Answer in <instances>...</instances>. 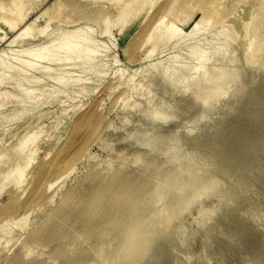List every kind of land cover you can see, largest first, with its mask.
Masks as SVG:
<instances>
[{"label": "rangeland", "instance_id": "rangeland-1", "mask_svg": "<svg viewBox=\"0 0 264 264\" xmlns=\"http://www.w3.org/2000/svg\"><path fill=\"white\" fill-rule=\"evenodd\" d=\"M120 1L20 0L9 5L0 0V52L7 49L0 74L11 76L1 88L7 99L0 108V264H118L119 244L113 237L120 238L131 208L118 207L119 197L127 192L133 203L145 204L153 199L147 198L150 192L166 186L170 191L161 202L185 204L166 215L160 203L152 233L134 239L138 251L124 264H153L157 258L165 264L169 252L185 256L184 242L196 243L189 247L199 264L201 252L217 251L212 244L226 242L221 237L230 240L229 246L238 238L239 247L234 242L229 251L219 247L232 251L227 253L231 258L247 246L253 250L250 256H257L255 264H264V50L250 54L246 37L257 25L253 33L260 26L264 36V0H140L117 17ZM168 7L172 12L165 17ZM161 17L162 24L150 34ZM22 18L19 29L30 26V41L8 47L17 30L10 32L7 23ZM130 19L135 20L121 33ZM166 30H176L177 39ZM67 32L76 44L86 38L94 52L90 63L68 72L73 80L85 76V85L60 88L48 97L53 78L66 76L63 69L50 68L45 76L31 70L27 77L39 79L42 89L18 97L32 85H18L25 73L10 67L19 65L27 51L34 57L41 46L51 49ZM175 58L181 68L166 71ZM238 147H244L243 155ZM247 147L250 155L255 151L252 156ZM183 179L185 184L179 183ZM136 211L137 218L146 217L142 208ZM214 216L231 220L236 231L247 230L236 238L238 231L230 229L232 238L219 232V242L213 234V242L207 225L218 220ZM203 225L199 231L210 240L196 230ZM171 242L177 252L168 250ZM171 256L166 263L177 261ZM189 259L182 264H190Z\"/></svg>", "mask_w": 264, "mask_h": 264}, {"label": "bare ground", "instance_id": "bare-ground-1", "mask_svg": "<svg viewBox=\"0 0 264 264\" xmlns=\"http://www.w3.org/2000/svg\"><path fill=\"white\" fill-rule=\"evenodd\" d=\"M8 1V3H9V5H11V4H17V2H19L20 0H7ZM115 3L116 2H118V1H120V0H113ZM4 2V1H3ZM138 2H140V0H121L120 1V4H118V13H117V17H119L120 15H123V14H128V12H129V10H131L132 9V7H133V5L135 4V3H138ZM4 4H0V11L2 12V10H4V6H3ZM254 6H256L255 4H254ZM253 6V7H254ZM170 7V6H169ZM168 7V9H167V11H166V13H165V17L166 16H168V15H170L171 14V12H172V7L171 8H169ZM253 9H255V8H253ZM251 10H252V8L250 9V13L247 15L248 17L250 16V14H251ZM21 15V14H20ZM163 16V17H164ZM19 17V16H18ZM162 19H164V18H160V19H158L156 22H154L153 24H152V26H151V28H150V31H149V33L151 34V32H155L157 29H158V27L160 26V24H162V22H163V20ZM135 19H130V21H128V23L126 24V26L124 27V28H122L121 30H120V32L121 33H123L124 32V30H126V28L130 25V24H132L133 23V21H134ZM262 20V19H261ZM3 21H6V20H3ZM8 21V20H7ZM22 22H24V19L22 18V19H20V21L19 22H12V20L11 21H8V23H7V27H8V30L10 31V32H14L15 30H17V32L14 34V36L12 37V39L11 40H7V45H8V47H10V46H13V45H15V44H21V43H27V42H29L30 41V38H28V37H30V36H28L29 34H28V32L30 31V26L28 25V26H26V27H22V28H20L19 29V26H21V24L19 25L18 23H22ZM107 22V21H106ZM259 22H261L260 20H258V23ZM19 25V26H18ZM259 25H260V23H259ZM264 25V24H263ZM24 26V25H23ZM258 26V25H257ZM257 26H255L254 28H252L251 30H252V33L254 32V30H255V28H257ZM18 27V28H17ZM260 27V26H259ZM259 27H258V30H259ZM261 28H262V23H261ZM260 28V29H261ZM263 28H264V26H263ZM254 29V30H253ZM257 29H256V32L255 33H251V31H250V33L252 34H249V35H246V37L249 39V41H250V43L252 44L251 45V47H250V50H249V52H250V54H252V53H255V52H261L262 50H264V36H263V34H260L261 32H262V30H260V31H258ZM170 31V30H169ZM172 32V33H171ZM194 32V31H193ZM68 33V32H67ZM166 35H168L169 37H170V39H173V40H176L177 39V31L176 30H171L170 32H168V30H166ZM164 33V34H165ZM150 34H148L147 36V40H146V42H148V41H150V39H151V36H150ZM193 34H195V33H193ZM248 34V33H247ZM166 35H164L165 37H166ZM251 35V36H250ZM65 36L67 37L66 39H64L63 41H61L60 43H57V44H54V45H49L50 47H52L51 49H47V48H44V46H41L40 48H39V52L36 50V54H37V52H38V54L36 55V56H34V57H32V55L34 54V53H32V51L30 50V51H27V52H25V54H24V57H23V59H15V60H18L17 62H18V64L19 65H17V66H12V67H10V69H12V70H14L15 72H17V71H21V72H23V73H25V75L23 74V75H21V78L19 79V83H18V85H20L21 84V82H26V83H28V84H31L32 86L31 87H25L22 91H21V93H19V95L20 96H18V97H28V96H30V95H32L33 94V92L34 91H37V90H41L42 88H41V86H42V82L41 81H39V79H36V80H34V81H31L28 77H27V72L28 71H31V70H37V71H39V73H41V74H43L44 76L45 75H48V73H50L51 72V70L52 69H54V68H62L63 69V72H64V74H66V76H64V77H61V78H59L58 80H57V78H53V80H54V86L51 88V90H50V92L48 93V97H55L56 95H58L60 92L57 90V89H64V88H67L68 86H70V85H85V83L87 82V80H86V77L85 76H80L78 79H70V76L68 75V72L69 71H71L72 69H70V68H72L73 67V70H74V68L76 67V66H78V65H80V64H88V63H90L92 60H93V56H94V52H92L89 48H87V45H86V43H87V39L86 38H82L81 39V41H79L80 42V44H76V43H74L73 41H72V38H74V36H72V33H68L67 35L65 34ZM259 37H260V39H259ZM3 38V37H2ZM4 38H5V36H4ZM76 38V37H75ZM5 40V39H4ZM0 41H2V40H0ZM50 40H47V41H45L44 43L46 44H49V43H51V41H52V39H51V41L49 42ZM54 42V41H53ZM89 43V42H88ZM51 44H53V43H51ZM144 44V43H143ZM46 47H47V45H46ZM44 48V49H43ZM46 49V52L44 51ZM252 49V50H251ZM7 50V49H6ZM6 50L4 51L3 50V52H0V68L2 69L3 68V65H4V63L3 62H5L4 61V53L6 52ZM49 50V51H48ZM48 51V52H47ZM154 51V50H153ZM48 53H52V54H48ZM5 54H7V53H5ZM150 55H152V48L149 50V51H147V54H146V58H149L150 57ZM253 56V55H252ZM15 58V57H14ZM251 58V57H250ZM176 60H174L173 59V62H171V64H172V66L171 67H168V68H166V71H168V70H170L171 72L172 71H176L177 69H179V68H181V66H182V64H181V62L179 61V60H177V58H175ZM53 64V66L54 67H48V66H46V64ZM63 66V67H62ZM48 67V68H47ZM50 68H52V69H50ZM50 70V71H47V70ZM55 70V69H54ZM167 73V72H166ZM165 73V74H166ZM174 74V73H173ZM20 75V74H19ZM150 75V74H149ZM151 77V76H150ZM10 78H11V76H2V73L0 74V108H3V105H5L4 104V100H5V98L7 99V92L6 91H3L2 89L6 86V83L10 80ZM50 78V77H49ZM4 81H7V82H4ZM10 85V84H9ZM8 85V86H9ZM4 86V87H3ZM3 87V88H2ZM2 88V89H1ZM69 88V87H68ZM62 93V92H61ZM9 96V95H8ZM17 97V96H16ZM22 99V98H21ZM36 100V99H35ZM31 101V100H30ZM40 103H38V104H36V108L38 107L37 105H39ZM43 104L41 103V106H42ZM23 106V105H22ZM25 106V105H24ZM40 106V105H39ZM25 108V107H24ZM39 108V107H38ZM23 110V109H22ZM156 115V114H155ZM151 120H154V119H151ZM254 134V133H253ZM256 135H257V133H256ZM250 136V135H249ZM248 136V137H249ZM254 136V135H253ZM252 135H251V137H253ZM250 137V138H251ZM257 137V136H256ZM260 137V136H259ZM249 138V139H250ZM246 139H248V138H246ZM245 139V141H247ZM256 139V138H255ZM251 140H252V138H251ZM250 140V141H251ZM244 141V140H243ZM249 142V141H248ZM242 144H243V142H241ZM22 144H23V141H20V144L17 146V148L18 147H21L22 146ZM250 144V143H249ZM244 145H246V144H244ZM243 145V146H244ZM242 146V145H241ZM248 146V145H247ZM252 146V145H251ZM250 146V147H251ZM240 147V146H239ZM239 147H238V149H239ZM245 147V146H244ZM244 147L242 148H240V149H242L241 151H243V152H241V154L243 155V153H244V151L245 150H243L244 149ZM246 148V147H245ZM248 149V153H249V147H247ZM239 149V150H240ZM250 149H252V148H250ZM257 151V150H256ZM252 152H253V150H252ZM238 153H240V151H238ZM247 153V154H248ZM251 153V152H250ZM250 153L248 154V155H250ZM255 153V151L253 152V154ZM206 154V153H205ZM246 154V155H247ZM252 154V155H253ZM257 154H258V152H257ZM240 155V154H239ZM252 155H250V156H252ZM264 156V155H263ZM254 158H255V155H254ZM32 158H29L28 160H27V162L25 163V168L28 166V164H29V162H30V160H31ZM211 159V158H210ZM214 159V158H213ZM253 159V158H252ZM251 159V160H252ZM257 159H258V157H257ZM137 160V159H136ZM140 160V159H139ZM135 161V160H134ZM212 161V160H211ZM254 161V160H253ZM262 163V162H261ZM249 164V163H248ZM133 165H135V164H133ZM43 167V166H42ZM42 167H40V168H42ZM250 168V167H249ZM44 169V168H43ZM14 172V168L13 169H11L8 173H7V175L5 176V181L6 180H9L10 178H12V175L14 174L13 173ZM39 173H40V171H39ZM41 173L43 174V171L41 170ZM187 180L185 179H183V181H179V183H181V182H183L184 184H185V182H186ZM183 187H184V185H181V186H179V187H177V188H175L176 190V192H179V190L180 189H183ZM254 188V187H253ZM244 189V188H243ZM162 190H164V191H161V190H156V191H152L153 193H151L150 192V194H148L147 195V198H149V197H151L152 196V201L150 200L149 202H146L145 204H142V203H137L134 199V203H133V201H132V197H131V200H130V194H128L127 192H123L122 193V195L119 197L120 199V205L118 206V207H123L124 205H129L131 208H130V210H127V214L128 215H126L124 218H125V221H126V225L125 226H122V232H124V234L121 232V233H119V235H121L120 236V238H118V237H113V241H116L117 242V244H119L118 245V249H119V255H118V264H124V261H125V259H127L128 257L130 258V257H132V255H135L136 254V251H138L137 249L138 248H136L137 246H135V244H133V241H134V239H138V236L140 237V239H143L144 237H147L149 234H151L152 233V230H153V225H156L155 223L157 222H154L155 220H156V213H158V211L157 210H159V209H157L156 210V208L158 207V208H161L162 206H160L159 204L161 203H163V202H161L162 200H164L162 197H165L166 195H167V191H170V188L168 187V186H166V188H164V189H162ZM248 190H250V189H248ZM125 191V190H124ZM246 191V190H245ZM245 191H243V193L245 192ZM140 192H142V191H140ZM232 192H233V189H232ZM231 193V192H230ZM138 195H139V193H137ZM155 194V195H154ZM144 195H146L145 193H144ZM157 195V196H156ZM160 195V196H159ZM228 194H226V196H227ZM94 196V195H93ZM136 196V195H135ZM140 196V195H139ZM159 196V197H158ZM225 196V197H226ZM234 196V195H233ZM236 196V195H235ZM137 197V196H136ZM156 197V198H155ZM160 199V197H161V199L160 200H158V198ZM192 197H194V196H192ZM223 197H224V195H223ZM234 198V197H233ZM155 199H157L156 200V202H155ZM226 199H228V198H226ZM231 200V198H229V201ZM234 200H236V199H234ZM226 201V200H225ZM228 201V202H229ZM233 201V200H232ZM232 201H230V203H232ZM159 202V203H158ZM223 202V201H222ZM234 202V201H233ZM183 204H185V201H180L179 203H174L173 205H171V204H167V203H165L164 202V204H162V205H164V207H165V209L163 210H161L160 209V211H162V212H160V213H164V214H166V215H168V213L172 210V209H175V208H180ZM224 204H226V203H224ZM157 205V206H156ZM159 205V206H158ZM224 206V205H223ZM222 206V207H223ZM226 206H227V204H226ZM221 207V208H222ZM139 209V208H142V210L143 211H145L146 212V214H145V218L144 219H140V218H137L136 217V215H137V211H136V209ZM215 208V207H214ZM209 209V208H208ZM215 209H217V208H215ZM219 209V208H218ZM223 209V208H222ZM221 209V210H222ZM220 210V211H221ZM157 211V212H156ZM206 212V211H205ZM208 212H209V210H208ZM208 212H207V215H209L208 214ZM211 212V211H210ZM222 212V211H221ZM220 212V214L218 213H216V211L215 212H213L214 213V215H220V217H221V219L224 217H222V214L223 213H221ZM213 213L210 215V216H212L213 215ZM216 213V214H215ZM159 214V213H158ZM203 215V214H202ZM204 215H206V214H204ZM143 217V216H142ZM141 217V218H142ZM215 217V216H214ZM217 217H218V220H219V216H216L215 218L217 219ZM201 218V217H200ZM209 218H211V220H212V217H207V219H209ZM214 218V219H215ZM204 219V218H203ZM206 219V220H207ZM220 219V220H221ZM206 220H204V221H206ZM216 221V220H213L212 221V223L213 224H211V225H207V230L210 232V233H212V235L209 233V232H207V233H209V236L210 237H212V241L214 242V238L215 237H221L220 235H222V236H226V234H228V236H231L230 234H231V231L233 230V231H235V232H237L238 231V233L236 234V233H234V235H235V238L239 235V233H240V231L241 230H243L242 228H241V226H240V228H241V230L239 231V230H237L236 231V229H235V226H233L234 225V223H232V226H231V224L229 223V222H231V220H226L225 218H224V220L223 221ZM226 220V221H225ZM209 221L210 220H208V222L207 223H209ZM201 224H202V221L200 222ZM253 223V222H252ZM252 223H250L249 225H251ZM204 224V223H203ZM210 224V223H209ZM254 225H255V223H254ZM200 226H202V225H200ZM204 227L203 228H200V229H197L199 226H197V228H196V230H201V229H205L206 228V226L205 225H203ZM234 227V228H233ZM236 227H238V226H236ZM254 227V226H253ZM257 227V225H255V228ZM249 228H250V226H249ZM230 229H232V230H230ZM235 229V230H234ZM251 229V228H250ZM203 230H202V232L201 231H199L200 233H203ZM230 230V232H228ZM247 230V229H246ZM246 230H243V231H246ZM223 231V232H222ZM224 231H225V233H224ZM226 231H227V233H226ZM232 231V232H233ZM243 231H242V233H243ZM249 231V230H248ZM252 231V230H251ZM205 232V231H204ZM219 232H221L220 233V235H219ZM216 233L218 234L217 236H216ZM140 234H143V235H140ZM203 234H205V233H203ZM203 234H201V235H203ZM213 234H214V236H213ZM206 235V234H205ZM205 235L203 236L204 237V240L206 241V237H208V235H206V237H205ZM241 235V234H240ZM244 235V233L240 236V237H244L243 236ZM255 235V234H254ZM258 235V234H257ZM256 235V236H257ZM228 236H227V238H228ZM246 236H247V234H246ZM248 236H249V234H248ZM180 237V236H179ZM214 237V238H213ZM219 237L217 238V242H219V240H221V238L222 239H225L226 240V242L225 241H221V244L219 245L218 243H216V244H212V242H211V244H212V248H213V246H221V248H223L224 250L226 249V247H229V248H227L226 249V251H229L230 250V247L232 248V242H234V241H231V244H230V246H229V242H230V240H228V239H226V237L225 238H223V237H221L220 239H219ZM239 237V238H240ZM177 238V237H176ZM188 238H190V237H188ZM187 238V239H188ZM191 238H193V237H191ZM209 238V237H208ZM230 238H232V236L230 237ZM234 238V237H233ZM247 238V237H246ZM179 239H181V238H179ZM201 239H202V237H201ZM201 239L199 240L200 242H201ZM238 239V238H237ZM236 239V240H237ZM241 239V238H240ZM256 239V238H255ZM182 240H184V239H182ZM209 240H210V238H209ZM215 240H216V238H215ZM227 240L229 241L228 243H227ZM234 240V239H233ZM235 240V242H234V244H236V241ZM247 240V239H246ZM245 240V241H246ZM171 241V240H170ZM174 241H175V239H174ZM189 241V240H188ZM204 241V242H205ZM207 241H208V239H207ZM206 241V242H207ZM251 241V240H250ZM258 241V240H257ZM178 242V241H177ZM176 242V243H177ZM180 243H181V241H179ZM225 243V245H224V243ZM242 242V239L241 240H239V244ZM256 242V241H255ZM102 243V242H101ZM101 243H99V246L101 245ZM172 243V242H171ZM179 243V244H180ZM187 242H184L183 244H184V250L183 251H185L184 252V254H185V256L184 255H182V253L180 254L179 252H177V249L175 250L174 249V245H173V243H172V245L171 246H173V247H167L168 248V250H170L171 248L172 249H174V251H176L180 256L178 257H176V256H174L173 254H175V252L173 253L172 252V255L175 257L174 259H177V261H174V262H170V263H175V264H177L178 262L180 263V260H179V258H181V255L183 256L182 257V260H183V258H186L187 257V261H188V259L190 258V259H194L195 257H194V253H192V249L189 247L190 245H192V244H194V242H192V244H190V245H187L186 244ZM189 243V242H188ZM198 243V242H197ZM201 243H203V241L201 242ZM201 243H200V245H201ZM209 243H210V241H209ZM228 244V246H227V244ZM167 244H168V242H167ZM175 244V243H174ZM179 244L178 245H176V247L177 246H179ZM196 244V243H195ZM195 244H194V246H195ZM207 244H208V242L205 244L206 246H207ZM243 244V243H242ZM256 244L257 245H260V243H258V242H256ZM161 246L162 245H165V244H160ZM159 245V246H160ZM169 245V244H168ZM187 245V246H186ZM205 245H203V248L204 249H206L205 247ZM180 246H182V244H180ZM202 246V245H201ZM200 246V247H201ZM205 246V247H204ZM237 246V244L235 245V246H233L234 248ZM240 245H238L237 247H239ZM253 246V245H252ZM183 247H181L182 249H183ZM193 247V246H192ZM197 248L199 247V246H196ZM208 247V246H207ZM210 247H211V245H210ZM210 247H208V248H210ZM219 247L217 248H215L220 254H223V253H225V251L223 252V251H221L222 249H220L219 250ZM241 247H243V246H241ZM160 248V247H159ZM162 248V247H161ZM166 248V247H165ZM165 248H163V249H165ZM179 249L180 250V252H183V251H181L182 249ZM195 248V247H194ZM194 248H193V250H194ZM196 248V249H197ZM234 248H233V251H235L234 250ZM258 248V247H257ZM260 248V247H259ZM261 248H263V246L261 247ZM163 249H159L160 251H159V253L161 252V250H163ZM200 249V248H199ZM198 249V250H199ZM238 249V248H237ZM240 249V248H239ZM157 250V249H156ZM178 250V251H179ZM197 250V251H198ZM209 250V249H208ZM214 250V249H213ZM167 251V250H166ZM172 251V250H171ZM195 251V250H194ZM201 251H203V249L201 248ZM217 251H211V252H209V251H207V252H204V253H202L201 252V254H203L202 255V257H201V259H200V261L198 260V258H197V256H198V254H200L199 252H198V254H197V256H196V260H198L197 261V263L199 262V264H205V262H207V260L204 262V260H202V259H204V257H205V259H208V261H210V264H252L253 263V261H254V264H255V260L256 259H254V258H257V256L256 257H254L255 255H253V258H252V255L250 256V254L251 253H253V250H251L250 249V247H244V249L243 250H239V251H242V252H240V253H237V254H242L241 256H239L237 259H236V257H234L233 258V256H232V258H231V255L230 256H228V254H230V253H232V251L230 252V253H228V252H226L225 254H223V256H226V254H227V258L229 257V258H231L230 259V262H229V260L227 259V258H225V257H223L222 258V255H220L219 256V254H217L218 252ZM238 251V252H239ZM262 251H264L263 249H262ZM223 252V253H222ZM47 253V252H46ZM158 253V252H157ZM170 253V255L168 256V255H166V258H167V256H168V258L171 256V252H169ZM168 253V254H169ZM197 253V252H196ZM259 253V252H258ZM264 253V252H263ZM154 254V253H153ZM162 254V253H161ZM177 254V255H178ZM262 254V253H261ZM260 254V255H261ZM154 255H156V254H154ZM264 255V254H263ZM165 256V255H164ZM164 256H162V257H164ZM173 256H171V257H173ZM201 256V255H200ZM219 256V257H218ZM156 257H157V255H156ZM161 257V256H160ZM161 257V258H162ZM244 258V260L246 259V260H248V258H250L249 260L250 261H243L242 259ZM262 257V256H261ZM166 258H165V264H168V263H166L167 261H166ZM168 258H167V260H168ZM239 258L241 259V260H239ZM171 259V258H170ZM173 259V258H172ZM173 259V260H174ZM189 259V261H191V262H193V264L194 263H196V262H194V260L192 261V260H190ZM226 259V260H225ZM232 259H234V260H236V261H232ZM63 260H65V259H63ZM150 260V259H149ZM148 260V261H149ZM151 260H153V258L151 259ZM155 260V259H154ZM163 260H164V258L163 259H161L160 261H158V258H157V260L156 261H154V263L153 262H151V263H153V264H162L163 263ZM179 260V261H178ZM182 260H181V263L180 264H182ZM260 260V258H258V261ZM171 261V260H170ZM187 261L185 262V264H188L187 263ZM261 261H262V258H261ZM261 261H259V262H261ZM177 262V263H176ZM191 262H190V264H191ZM212 262V263H211ZM250 262H252V263H250ZM256 262H257V260H256ZM148 263V262H147ZM150 263V262H149ZM178 263V264H179ZM262 263H263V261H262ZM184 264V263H183ZM206 264H208V263H206ZM261 264V263H260Z\"/></svg>", "mask_w": 264, "mask_h": 264}]
</instances>
